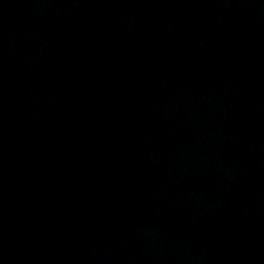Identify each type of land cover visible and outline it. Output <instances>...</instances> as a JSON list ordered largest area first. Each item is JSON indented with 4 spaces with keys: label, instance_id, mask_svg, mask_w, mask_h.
Wrapping results in <instances>:
<instances>
[{
    "label": "water",
    "instance_id": "1",
    "mask_svg": "<svg viewBox=\"0 0 264 264\" xmlns=\"http://www.w3.org/2000/svg\"><path fill=\"white\" fill-rule=\"evenodd\" d=\"M0 264H264V0H0Z\"/></svg>",
    "mask_w": 264,
    "mask_h": 264
}]
</instances>
